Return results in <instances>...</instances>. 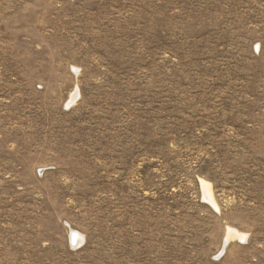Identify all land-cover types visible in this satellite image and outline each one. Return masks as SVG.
Segmentation results:
<instances>
[{"label": "rangeland", "instance_id": "obj_1", "mask_svg": "<svg viewBox=\"0 0 264 264\" xmlns=\"http://www.w3.org/2000/svg\"><path fill=\"white\" fill-rule=\"evenodd\" d=\"M0 264H264V0H0Z\"/></svg>", "mask_w": 264, "mask_h": 264}, {"label": "bare ground", "instance_id": "obj_2", "mask_svg": "<svg viewBox=\"0 0 264 264\" xmlns=\"http://www.w3.org/2000/svg\"><path fill=\"white\" fill-rule=\"evenodd\" d=\"M73 100V99H72ZM202 184V187H203V189H205V191H207L208 190V187H207V185L205 184V183H201ZM208 199L211 201V199L208 197ZM212 203V202H211ZM233 237H238V238H240L241 239V236L240 235H238L237 233H235L234 231H231V230H229L228 232H227V235H226V240H229L230 238H233ZM72 238H73V242L75 241H77V243H80L81 242V237H80V235H77L75 232L73 233V232H71V234H70V240H71V242H72Z\"/></svg>", "mask_w": 264, "mask_h": 264}]
</instances>
